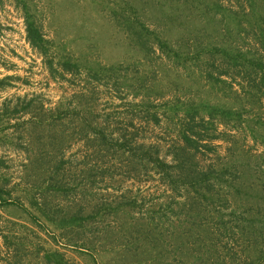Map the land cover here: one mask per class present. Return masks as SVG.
<instances>
[{
    "label": "rangeland",
    "instance_id": "374dc122",
    "mask_svg": "<svg viewBox=\"0 0 264 264\" xmlns=\"http://www.w3.org/2000/svg\"><path fill=\"white\" fill-rule=\"evenodd\" d=\"M27 1L45 56L0 0V264H264V0Z\"/></svg>",
    "mask_w": 264,
    "mask_h": 264
},
{
    "label": "trees",
    "instance_id": "16d2710c",
    "mask_svg": "<svg viewBox=\"0 0 264 264\" xmlns=\"http://www.w3.org/2000/svg\"><path fill=\"white\" fill-rule=\"evenodd\" d=\"M15 5L22 11L23 22L25 26V33H26V41L27 43L37 51L41 56H45V48L47 44V40H45L44 36L41 34L38 26L36 25L34 15L31 11L30 4L27 0H13ZM264 34V32H263ZM51 67V65H49ZM151 163L155 165L156 170L159 173H165L168 175L167 169L170 168V165L166 164L164 161L156 158L155 160L151 159ZM3 189L0 188V206L10 204V200L3 198ZM49 261L53 262V264H67L62 256L58 254L50 255Z\"/></svg>",
    "mask_w": 264,
    "mask_h": 264
}]
</instances>
